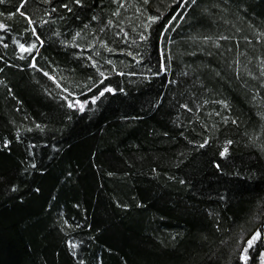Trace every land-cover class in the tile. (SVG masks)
Listing matches in <instances>:
<instances>
[{"label":"trees","instance_id":"1","mask_svg":"<svg viewBox=\"0 0 264 264\" xmlns=\"http://www.w3.org/2000/svg\"><path fill=\"white\" fill-rule=\"evenodd\" d=\"M0 24V264L261 262L264 0H3Z\"/></svg>","mask_w":264,"mask_h":264},{"label":"snow or ice","instance_id":"2","mask_svg":"<svg viewBox=\"0 0 264 264\" xmlns=\"http://www.w3.org/2000/svg\"><path fill=\"white\" fill-rule=\"evenodd\" d=\"M3 2V0H0V3H2ZM25 2H26V0H25ZM20 7H23V5H21ZM18 11H19V9H18ZM20 15H24V13L22 12V11H20ZM29 23H32V21L29 19V21H28ZM5 28V26L3 25V24H0V29H4ZM34 31V30H33ZM32 48H35V45L33 44L32 45ZM32 48H25L24 47V45H20V50H21V52H31L32 51ZM105 91H108V92H110V91H112L111 89H108V88H106L105 89ZM104 93L103 92H101V95H103ZM72 105L70 104L69 105V107H71ZM80 108H81V110H83V105H80ZM229 143H231V142H229ZM203 146V145H202ZM227 153V148H225V150H224V152L223 153H221V155H224V154H226ZM260 232H257L248 242H247V248L246 249H244V255H243V257H242V259L245 261V262H247V260H248V255H247V253H248V250L249 249H252L253 248V245H254V243H255V241H257L258 239H260ZM70 246L72 247V248H75L76 247V245L75 244H70Z\"/></svg>","mask_w":264,"mask_h":264},{"label":"rangeland","instance_id":"3","mask_svg":"<svg viewBox=\"0 0 264 264\" xmlns=\"http://www.w3.org/2000/svg\"><path fill=\"white\" fill-rule=\"evenodd\" d=\"M259 264H264V256L263 258L261 259V262Z\"/></svg>","mask_w":264,"mask_h":264},{"label":"water","instance_id":"4","mask_svg":"<svg viewBox=\"0 0 264 264\" xmlns=\"http://www.w3.org/2000/svg\"><path fill=\"white\" fill-rule=\"evenodd\" d=\"M257 232V231H256ZM255 234V233H254Z\"/></svg>","mask_w":264,"mask_h":264}]
</instances>
